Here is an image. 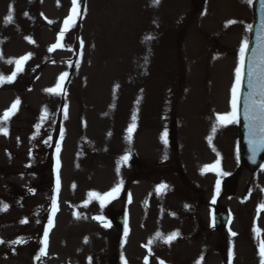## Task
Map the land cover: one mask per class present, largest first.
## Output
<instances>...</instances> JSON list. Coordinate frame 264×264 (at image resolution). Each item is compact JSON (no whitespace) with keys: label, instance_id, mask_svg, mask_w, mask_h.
<instances>
[{"label":"rangeland","instance_id":"rangeland-1","mask_svg":"<svg viewBox=\"0 0 264 264\" xmlns=\"http://www.w3.org/2000/svg\"><path fill=\"white\" fill-rule=\"evenodd\" d=\"M142 1L146 9L143 13L137 8V2L135 5V0H87L89 10L80 29L77 73L72 76L66 89L61 133L53 156L55 185L51 187L50 175L46 170L48 167H45L49 159L47 160L43 149L52 136L49 132L54 127V114L59 106L60 93L48 92L47 89L56 88L58 83L62 86L61 77L67 68L66 58L74 53L73 25L63 36H59L61 29L65 27V20L72 14V0H0V74L5 78L11 76L17 70V65L7 61L31 54L23 62V70L17 72L12 82L0 83V117L18 101L15 114L6 122L0 123V127L7 131V135L0 133V264H90L89 258L91 264L221 263L220 253L215 247L218 239L209 229L208 203L213 201L212 182L208 178L199 181L201 198L195 192L191 197H184L183 193L188 189L184 190L183 187L180 193H172L167 187L161 194H154L149 183V170L146 174L131 179L134 166H131V170L123 158L128 154H125L126 150L136 148L140 153L139 160L145 161L146 169H149L158 150L155 147H136L138 122V133L146 131L145 127L148 128L146 133H165L166 130V117L162 114L154 122L143 118L145 123H142L138 110L141 99L144 102L147 99L148 106L144 108L148 115L152 113L153 101L162 105L164 97L169 100L172 97L185 98L183 103L187 104L189 96L183 92L185 87L189 92L196 91L194 105L198 108L199 103L211 96L209 90L213 83L207 85L199 77L205 70L201 64L204 53L198 47L192 48L195 37L191 36L199 39L198 32L195 31L199 27L217 23L227 16L233 17L242 0H214L212 12L215 15L206 17V25L204 17L197 18L198 15L195 16L193 10L185 9V0H169L168 4L164 2L176 7L173 9L176 29L187 22L192 27L187 32L184 44L176 47L175 53L183 57L184 45L186 42L190 43V47L185 45L188 53L186 65L188 71L197 77L182 84L179 76L174 78V82L170 78L164 64L165 48H161L157 41L153 45L151 58L153 64L160 62L161 65L158 66V71L151 70V64L145 65L144 84L140 80L136 60L141 35L151 29V26L145 27L148 19H165L167 11L165 5H152L151 10L147 6L149 0ZM79 5L80 0H77V9ZM10 7L12 21L6 23L5 17L9 15ZM38 7L51 21L46 27H42L45 30L40 32L41 42L33 34L35 26L32 25L33 22L36 23L32 11ZM25 13L28 15L24 16ZM249 17L251 19L250 12L247 15L244 10L238 11L236 16L247 20V25ZM123 19L126 21L123 22ZM50 28L56 30L50 31ZM237 30L240 51L242 42L247 41L248 28H244L243 33L239 26ZM23 35H30L31 39ZM148 37L146 34L143 38L149 42ZM233 39L234 37L225 34L221 40L230 46ZM50 42L57 44V48L49 51L52 47ZM209 45L218 48L220 44L211 41ZM224 50L226 49L223 47L222 51ZM229 50L233 53L232 48L221 53ZM50 52L56 54H47ZM193 57L199 59V65L193 63ZM228 60L231 61V58ZM42 61L47 63L43 65L44 68L34 70ZM176 63L178 66L177 61ZM221 69L226 77L233 72L226 62H222ZM36 74L40 75L35 81L32 77ZM216 84L214 83V93ZM46 108L50 110L49 116ZM176 112L181 120L185 110H181L179 106ZM42 116L45 118L41 119ZM189 119L188 132L194 133L201 127V123L195 128L196 119ZM131 124H135V130L129 141L127 129ZM200 145L201 143L196 145L193 153L199 150ZM210 158L211 156H207L205 160ZM221 161L222 173L232 169L233 161L229 155L221 154ZM40 167L45 168L38 174L36 169ZM163 174L165 177L162 178L174 185L178 184L169 174ZM127 178L130 182L126 203L116 195L101 208L99 200L89 196V193L103 195L117 185L120 189ZM263 179L264 170L255 178L241 172L235 194L222 199V203L230 207L233 215L226 234H237L235 238L231 235L229 244L231 264H260V242L255 238L249 239L248 236L257 233L261 235L264 231V208L251 215L252 207L264 205V191L262 187L255 186V183L261 184ZM39 182L41 183L38 184ZM248 186L251 189L250 195L244 198L245 188ZM25 192L32 194L22 196L21 193ZM51 192L56 200V211L53 212L52 208V224L49 225L48 222L44 226L39 211L49 204L53 205ZM198 203L199 211L196 207ZM123 207H126L127 215L125 227H104L108 209L120 210ZM98 216H103L104 220L93 219ZM251 219L259 224V228L254 224L253 229L255 227L258 232L253 231L248 235V222ZM46 227L48 235L45 238ZM39 230L40 235L43 234L41 245L39 241L34 242L32 239V235ZM158 232L164 236L174 232L178 235L170 243H165L162 239L149 243ZM18 233L22 235L18 244L13 246L10 239ZM36 246L37 250L33 249ZM41 248L45 249L44 255H40Z\"/></svg>","mask_w":264,"mask_h":264},{"label":"snow or ice","instance_id":"snow-or-ice-1","mask_svg":"<svg viewBox=\"0 0 264 264\" xmlns=\"http://www.w3.org/2000/svg\"><path fill=\"white\" fill-rule=\"evenodd\" d=\"M248 3H251L252 0H247ZM73 8H72V14L65 20V27L61 29V33L59 36H63V34L68 31L69 27L71 25L75 24V19L79 15V11L77 9V0H72ZM159 0H153V5H158ZM262 6H264V0H262ZM25 15H28L25 13ZM12 21V9L9 8V15L5 17V22H11ZM51 23V21H50ZM229 23H233L232 21H229ZM251 27V26H249ZM147 39H154V37H148ZM259 44V56H255L252 58H249L248 60V67H247V76H248V88L250 89L249 93L244 98V108H245V114L244 118L246 121H258L259 122V133L257 139L250 141V143L254 144V153L256 150H259L261 148H264V29H262L261 34L258 37ZM31 42V41H30ZM59 43V38H58ZM57 45H53L49 51L52 50V48H55ZM247 50V43L242 42L240 47V61L238 63V66L236 68V82L233 85L232 89V112L224 115H217V122L219 123H235L238 119V106H239V100H240V90L239 85L242 82L243 77V64H244V54ZM31 54H27L24 57H20L17 60H8V63H15L17 65V70L14 71L11 76L5 78L2 74H0V83L12 82L15 76L17 75L18 71L23 70V62L27 61L30 58ZM145 61L147 62V57H145ZM67 73H64L63 76H66ZM63 76L61 79H63ZM116 87H119L118 85ZM59 90V91H58ZM48 92H53L59 94L63 91L62 86L58 83L56 88L53 89H47ZM258 97V99H257ZM18 104V101L15 102L9 110H6L2 117H0V123L6 122L10 119L11 115L15 114V109ZM45 117H41V119H44ZM135 119V117H133ZM250 133L252 135H256V125L255 123H250L249 125ZM39 127V125H37ZM135 130V124H131L129 128L127 129L128 137L127 139H131V134ZM213 132L216 131V125H213ZM0 133H3L7 135V131L5 128L0 127ZM167 133H163L161 139L167 143L166 140ZM59 150V145H57ZM166 158V157H165ZM123 159H127V157H124ZM216 164H219V161L216 162ZM211 167V166H206ZM117 174L119 175V165L117 166ZM167 188L166 185L161 184L157 187V192H160L162 190H165ZM59 189V180H57V190ZM119 192V185L114 187L110 192L104 193L103 195L99 193H89V196L95 197L99 200L101 208L105 206L106 202H109L111 199H114L116 195ZM4 208H7V205H4ZM260 208H264V205L258 206V210ZM56 211V200L53 199V212ZM93 219H97L100 221L104 220L103 216L93 217ZM26 221H21V223H25ZM52 224V218L49 217V225ZM104 227H110V224L104 223ZM127 233V227L125 229ZM254 232H258V230L254 227ZM48 235V228H45V238ZM178 233H171L167 236H164L162 233H156V236L153 238V241H150L149 243L154 242L156 239H162L165 243H170L172 240H174L177 237ZM232 236H235L236 233H231ZM2 242V241H0ZM19 241H13L12 243H18ZM43 243V241H42ZM123 243V242H122ZM45 254V249H40V255ZM231 252L229 254V258L231 260ZM259 256L261 257L260 264H264V241H260L259 244ZM39 259V257H37ZM121 260H124L123 254L121 255ZM89 262L91 264V258H89Z\"/></svg>","mask_w":264,"mask_h":264},{"label":"water","instance_id":"water-1","mask_svg":"<svg viewBox=\"0 0 264 264\" xmlns=\"http://www.w3.org/2000/svg\"><path fill=\"white\" fill-rule=\"evenodd\" d=\"M258 12H259V15L257 16V19H256V25L254 27L253 38H252L250 50H249L248 56L246 58L245 88H244V91H243L242 96H241V116H242V119L244 122V126H243L244 133H246L247 135H250L252 137L260 135V133H259V122L258 121L253 122V121H246L245 120V118H244V114H245L244 98L250 91V89L248 88V76H247L248 60H249V58L259 56V49H258L259 40H258V37L261 34L262 29H264V6H261L259 8ZM257 99H258V97H257ZM250 123H255L256 135H252L250 133V129L248 126Z\"/></svg>","mask_w":264,"mask_h":264}]
</instances>
